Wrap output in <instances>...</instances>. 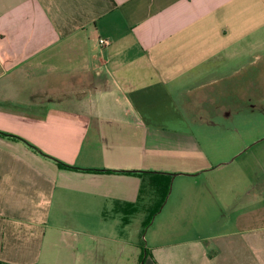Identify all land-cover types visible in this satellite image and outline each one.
Here are the masks:
<instances>
[{
	"label": "crops",
	"instance_id": "obj_1",
	"mask_svg": "<svg viewBox=\"0 0 264 264\" xmlns=\"http://www.w3.org/2000/svg\"><path fill=\"white\" fill-rule=\"evenodd\" d=\"M261 51L264 0H0V132L39 149L0 134V264H85L100 221L205 216L227 158L184 109L225 114L227 93L259 90L243 75ZM119 171L173 175L172 193L157 211L149 181ZM244 192L235 228L153 236L146 264H264V162Z\"/></svg>",
	"mask_w": 264,
	"mask_h": 264
},
{
	"label": "rangeland",
	"instance_id": "obj_2",
	"mask_svg": "<svg viewBox=\"0 0 264 264\" xmlns=\"http://www.w3.org/2000/svg\"><path fill=\"white\" fill-rule=\"evenodd\" d=\"M259 55L261 58L257 62V67H254L258 69L257 74L253 67L248 66L247 72L243 75L246 83L249 81L250 85L253 81L258 84L259 90L227 93V98L223 101L225 114L202 112L197 116L198 118H195V114L184 109L192 128L200 133L208 151L221 158H227L226 166L219 169L216 176L215 174L209 176L213 182L227 181L225 189L213 194L214 205L211 209L205 216L201 217L202 215L199 214L196 219L189 218L180 225L177 224L176 215L183 213L182 209L174 210L173 215H169V210L164 209L154 215L150 221L140 220L141 214H139L137 218L140 219L131 221L125 229V234L119 222L100 221L104 223V236L109 238L103 240V250L98 247L100 244L98 240L88 239L86 242L88 248L80 256L83 263L146 264V258L149 257L147 250L150 253L149 246L153 236L155 240H162L167 231L178 226L188 227L191 235H210L221 229H233L237 226L236 218L244 202L240 196L245 195L244 190L249 182L255 181V171L264 162V51ZM254 59V56H249L248 65ZM200 118L206 119L207 122L198 123L197 119ZM207 183L211 182L207 181ZM172 190L173 187L170 193ZM221 218L223 220L219 221ZM127 238L136 245L134 251L124 252L122 245L114 241Z\"/></svg>",
	"mask_w": 264,
	"mask_h": 264
},
{
	"label": "trees",
	"instance_id": "obj_3",
	"mask_svg": "<svg viewBox=\"0 0 264 264\" xmlns=\"http://www.w3.org/2000/svg\"><path fill=\"white\" fill-rule=\"evenodd\" d=\"M0 134L2 136L9 137V138H11L13 140H22L25 143H27V141H25L24 139H22V138H20L18 136L11 135V134H6V133H3V132H0ZM27 144H29V143H27ZM29 146H31V147L35 148L37 151H39V149H37L36 147H34V146L30 145V144H29ZM57 163H58L59 167H61V168H67V169L74 168V167H71V166L66 165L64 163H61L59 161ZM99 172L115 173L117 171L100 170ZM119 172L128 173V174H136V175H139L141 177H144L147 181H149V183L151 184L152 188L161 196V199H162L157 211L160 210V208L164 205V203L166 202L168 196L170 195L173 175L166 174V173H161V172H143V171H119ZM154 215H155V213L153 214V216ZM147 253H148L147 254V256H148L149 255L148 250H147ZM141 261H143L142 258H141Z\"/></svg>",
	"mask_w": 264,
	"mask_h": 264
},
{
	"label": "built area",
	"instance_id": "obj_4",
	"mask_svg": "<svg viewBox=\"0 0 264 264\" xmlns=\"http://www.w3.org/2000/svg\"><path fill=\"white\" fill-rule=\"evenodd\" d=\"M109 44L108 40H101V45L106 46Z\"/></svg>",
	"mask_w": 264,
	"mask_h": 264
}]
</instances>
